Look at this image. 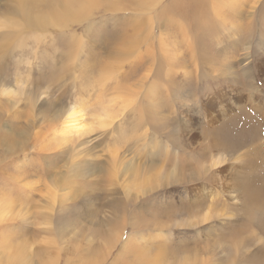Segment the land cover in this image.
Instances as JSON below:
<instances>
[{"label":"rangeland","instance_id":"374dc122","mask_svg":"<svg viewBox=\"0 0 264 264\" xmlns=\"http://www.w3.org/2000/svg\"><path fill=\"white\" fill-rule=\"evenodd\" d=\"M33 2L0 0V264H264V0Z\"/></svg>","mask_w":264,"mask_h":264},{"label":"bare ground","instance_id":"6f19581e","mask_svg":"<svg viewBox=\"0 0 264 264\" xmlns=\"http://www.w3.org/2000/svg\"><path fill=\"white\" fill-rule=\"evenodd\" d=\"M27 1H29L30 3H31V5H32V3H34L33 1L34 0H18V7L19 8H22L23 7V10H24V13L26 14V15H29V12L31 11V9H28L26 6V2ZM57 1H59V4L57 5L58 6V8L55 10L56 12H58V15H60V16H57L56 15V13H55V15H56V18H61V15H75V13L77 12H75V11H73V8H72V10L70 9V7H71V4L72 3H74V2H76L77 4H79V7L80 8H83L85 5H86V3H87V1L88 0H79V2H77L78 0H57ZM160 1V0H159ZM196 1H198L199 2V5L200 6H202L203 5V3H201V0H196ZM221 1V2H220ZM230 1H234V0H230ZM230 1H228V0H206V2L204 3V5L202 6V13H204L203 12V10L205 11V9H209V7L211 6V8L212 7H215L214 9H213V12H214V14L215 13H218L219 12V7H220V5H223V4H229L230 3ZM202 2H204V0H202ZM29 3V4H30ZM220 3V4H219ZM23 4H25V5H23ZM75 4V3H74ZM76 4V5H77ZM30 5V6H31ZM22 6V7H21ZM32 7V6H31ZM30 8V7H29ZM200 8V7H199ZM234 8V7H233ZM76 9V8H75ZM74 9V10H75ZM76 10H79V8L77 7V9ZM51 12V11H50ZM75 12V13H74ZM74 13V14H73ZM219 14L220 15H222V13L221 12H219ZM202 16H203V14H201ZM72 16V17H73ZM70 16H68V18H69ZM71 17V18H72ZM28 18H29V16H28ZM53 18H54V16H53ZM62 18H63V16H62ZM65 18V17H64ZM202 17L200 16V19H201ZM49 19V18H48ZM224 20V19H223ZM36 21V20H35ZM39 21H41L40 20V18H39ZM61 21V20H60ZM225 21V20H224ZM37 22V21H36ZM57 22V21H56ZM223 22V21H222ZM32 23V22H31ZM30 23V24H31ZM42 23V22H41ZM41 25V24H40ZM30 26V25H29ZM34 26V25H33ZM32 26V27H33ZM219 28H220V30H218L217 32H219V31H221L222 29L223 30H228V29H230L231 27H229L225 22H223V24H221L220 26H219ZM220 36V34H217V37H219ZM138 40V39H137ZM219 40V39H218ZM219 42V41H218ZM174 61V60H173ZM153 95V94H152ZM211 102L212 103H210V105H213V104H215V101H212L211 100ZM188 105V104H187ZM187 107H189V106H187ZM190 109H191V107H190ZM189 110V109H188ZM195 111H197L198 110V108H196V109H194ZM191 111V110H190ZM194 111L192 110V113H193ZM190 113V112H189ZM201 113V112H200ZM220 111H216V115L215 116H219L220 115ZM77 114V112H71L70 114H69V118H72V117H74L75 115ZM194 114H195V112H194ZM208 114V113H207ZM194 116V115H193ZM199 119V116H194V119L196 120V121H198V119ZM218 118V117H217ZM212 119V118H211ZM215 119V118H214ZM220 119V118H219ZM213 120V119H212ZM216 120V119H215ZM214 121V120H213ZM216 123V122H215ZM214 123V124H215ZM187 124V123H186ZM103 125H107V124H105V122H104V124ZM211 126V125H210ZM200 129V128H199ZM205 130V129H204ZM224 130V129H223ZM199 131V130H198ZM212 135V134H211ZM212 137H214V136H212ZM202 138V137H201ZM204 138V137H203ZM188 144V143H187ZM201 144H202V142H201ZM209 144H205L201 149H200V152L199 153H201V154H203V153H206L207 152V150H208V148H209V146H208ZM212 145L214 146V147H216V146H218L219 145V142L218 141H216V139H214L213 141H212ZM20 146V145H19ZM215 150V149H214ZM220 150H218V151H216V154L218 153V156L216 157V159L218 160V161H220V160H222L223 158H224V153H220L219 152ZM253 152V151H252ZM262 153V152H261ZM216 154L215 155H213V158L216 156ZM226 156V155H225ZM250 156V155H249ZM252 156V155H251ZM260 156V155H259ZM255 160V163L257 164L256 166H258V165H263L264 164V156H260V157H258V159H257V157L254 159ZM259 168V167H258ZM190 169H184L182 172H181V174H182V178H186V175L187 176H193L194 175V172L193 171H189ZM237 170V169H236ZM252 171V170H251ZM193 172V173H192ZM256 174V173H255ZM149 176V175H148ZM170 176V175H169ZM173 176V175H172ZM230 176V175H229ZM240 176V175H239ZM152 176L150 175L148 178H151ZM174 177V176H173ZM177 177H179V176H177ZM148 178H144V182H148L150 179H148ZM165 178V177H164ZM175 178H176V176H175ZM162 179V178H161ZM160 179V180H161ZM166 179V178H165ZM159 181V180H158ZM164 182V181H163ZM162 182V183H163ZM227 182V181H226ZM229 182V181H228ZM227 182V183H228ZM249 184V181L247 180L246 181V179L245 178H243V177H241L239 180H235V181H233L232 183H231V186L233 187V191L235 192V195H231V198H238V200H239V198H240V195H241V193H243V190L245 189V187L247 186ZM162 185V184H161ZM163 186V185H162ZM157 187V186H156ZM162 188V187H161ZM158 190V189H157ZM156 191V190H155ZM232 190H231V192H233ZM142 192H143V194H144V192H146L145 191V186H144V190H142ZM261 192V191H260ZM132 193V192H131ZM185 193V196L187 195V197H188V195L189 194H194V195H200L201 193H203V190H202V187H197V188H192V189H190L189 191H188V194H187V191L186 192H184ZM165 194V193H164ZM135 195H136V198H140V196L141 195H139V194H137V193H135ZM243 195V194H242ZM201 196V195H200ZM258 196V195H257ZM142 197V196H141ZM131 198V197H130ZM195 198V197H194ZM193 198V199H194ZM55 199V198H54ZM155 200V199H154ZM179 200L181 201V197H178L177 195H169V193H167V194H165V195H159V196H157V200H155V202H154V205H153V207H152V210H151V212H156V211H159V209H161V208H170L171 209V211H168L167 213H165V214H167V216H171V215H173V213L174 212H176V210L173 208V207H175L174 205H177V203L179 202ZM50 201V200H49ZM51 201H52V199H51ZM91 202V201H90ZM1 203V202H0ZM77 203V202H76ZM79 203V202H78ZM88 203V202H87ZM51 204H53V203H51ZM75 205V204H74ZM52 206V205H51ZM78 206V205H77ZM4 207H5V204H4ZM54 206H52V212H48L47 214H46V219H53V211H55V210H53L54 208H53ZM64 207V206H63ZM63 207H61V212L62 211H64V210H66V213H68V211H78L79 210V208H73L74 206H73V204L72 203H69V204H65V207L63 208ZM85 207V206H84ZM51 210V209H50ZM59 210H58V214H59ZM214 210H215V208H214ZM5 211V210H4ZM208 211V210H207ZM206 211V212H207ZM212 211V210H211ZM2 212H3V209H2ZM213 212V211H212ZM57 214V213H56ZM4 215H5V213H0V219L2 220V218L4 217ZM153 215V214H152ZM68 216V215H67ZM119 215L117 214H115V217L116 218H114L115 220L114 221H116V219H120V217H118ZM207 216V215H206ZM206 216H204V218H207ZM152 217H155L156 219H154L155 221H162V219L164 218V217H166V216H164V213H160V214H157V215H153ZM61 218V217H60ZM202 218V217H201ZM209 218V217H208ZM125 219H127V218H125ZM124 219V220H125ZM130 219V218H129ZM58 220V219H57ZM108 220V219H107ZM201 220V219H200ZM202 220H208V219H202ZM50 221V220H49ZM54 221V220H53ZM56 221V220H55ZM63 221V220H62ZM98 221V220H97ZM51 223H52V225H53V222L52 221H50ZM58 223H59V220L57 221ZM105 222V221H104ZM107 222V221H106ZM105 222V223H106ZM198 222V221H197ZM48 224L49 223H47V226H48ZM155 224V223H154ZM60 225V224H59ZM107 225H109L108 223H107ZM192 225V224H191ZM45 225H43V227H44ZM49 227V226H48ZM53 227V226H52ZM55 227H57V226H55ZM202 227H204V226H202ZM51 228V227H50ZM121 227L119 226V223L117 224V225H115V224H110L109 225V230H110V232H112V231H114L115 233H118V232H120V233H122V229H123V226H122V228L120 229ZM52 229V228H51ZM50 229V230H51ZM57 229H59L60 231H61V229L60 228H57ZM125 229V228H124ZM27 230V229H26ZM43 230V229H42ZM49 230V231H50ZM59 230H58V232H59ZM120 230V231H119ZM43 231H45V230H43ZM42 231V232H43ZM46 232H47V228H46ZM55 232H56V229H55ZM57 232V233H58ZM200 232V231H199ZM199 232H197V233H199ZM208 232H210V230L208 231ZM47 233H49V232H47ZM53 233V232H52ZM56 233V234H57ZM206 233V232H205ZM46 235V234H45ZM59 235V234H58ZM121 236H122V234H121ZM51 238L53 237V236H50ZM54 238V237H53ZM52 238V239H53ZM110 238V237H109ZM116 238V237H115ZM119 238L120 237H118L117 238V240H119ZM46 239V238H45ZM47 240V239H46ZM50 240V239H49ZM54 240H56V239H54ZM111 240V239H110ZM112 241H114V239H112ZM35 242V241H34ZM106 242H108V240L106 241ZM110 242V241H109ZM128 242V241H127ZM50 243H52V244H54L53 242H50ZM113 243V242H112ZM29 244H30V242H29ZM105 244V243H104ZM111 244V243H110ZM114 246H112L111 248H110V252L111 251H113L114 249H115V247L117 246V243H115L114 242V244H113ZM29 246V245H28ZM28 246H26V245H23V244H20V245H17L16 247H13L14 249L12 250V252H10V254H9V256H8V258H9V261L10 260H12V262H13V264H17V261H18V258L21 256V255H23V257H25V255H24V253L26 252V250L28 249ZM33 246V245H32ZM105 246V245H104ZM107 246V245H106ZM34 250V248H31V250ZM113 249V250H112ZM29 251H30V249H28ZM59 250V249H58ZM109 252V253H110ZM122 252V251H121ZM143 253H144V250H141L140 249V251L138 252V257L139 258H142L143 257ZM29 254H30V252H29ZM103 254H104V252H103ZM107 255V254H106ZM110 255V254H109ZM57 256V255H56ZM47 257H49V256H47ZM52 257L53 256H51V259H52ZM98 257H99V255H98ZM159 258V257H158ZM186 258V257H185ZM54 259H56V258H54ZM53 259V261L51 262V264H57V260H54ZM159 259H161V258H159ZM158 259V261L156 262V261H154V262H152V264H161V262H160V260ZM189 259V258H188ZM187 259V260H188ZM50 260V259H49ZM103 260V259H102ZM183 260V259H182ZM185 260V259H184ZM203 260V259H202ZM45 261V260H44ZM44 261H42V262H44ZM170 261V260H169ZM190 261V260H189ZM93 264L95 263V261L94 262H92ZM165 263V262H164ZM168 263H170V262H168ZM172 263V262H171ZM189 263V262H188ZM26 264V263H25ZM40 264H43V263H40ZM97 264H99V262L97 263ZM166 264V263H165ZM174 264H176V263H174ZM184 264H186V262L184 263Z\"/></svg>","mask_w":264,"mask_h":264}]
</instances>
